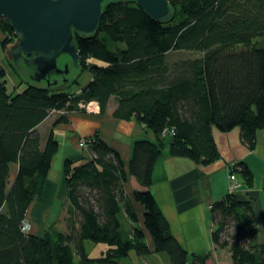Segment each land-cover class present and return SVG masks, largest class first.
Here are the masks:
<instances>
[{"label": "trees", "instance_id": "obj_1", "mask_svg": "<svg viewBox=\"0 0 264 264\" xmlns=\"http://www.w3.org/2000/svg\"><path fill=\"white\" fill-rule=\"evenodd\" d=\"M168 2L172 15L164 22L132 2L106 7L95 34L76 37L79 63L70 65V72L90 76L77 93L72 92L77 77L60 82V88L28 83L9 92L0 63V264H126L122 259L130 251L151 253L146 233L154 252L169 264H206L207 254L188 256L172 235L150 191L153 165L166 139L172 156L202 166L214 162L219 152L213 128L239 127L242 144L254 149L257 131L264 130V0ZM0 31L4 47L15 41L2 18ZM184 52L194 55L183 57ZM112 98L113 118L133 119L154 136L132 145L129 174L141 189L126 194L128 175L120 154L94 134L85 140L91 160L63 164L66 230L50 224L42 235L23 232L26 211L42 196L58 151L52 130L42 140L37 127L51 111L56 112L53 125L66 123V112L80 110L81 101H96L106 113ZM11 165L17 169L10 180ZM230 172L241 185H252L244 163H235ZM134 203L143 207L141 222ZM210 213L211 241L228 251L230 264H264V241L254 242L248 199L228 193ZM86 241L107 248L92 257Z\"/></svg>", "mask_w": 264, "mask_h": 264}, {"label": "crops", "instance_id": "obj_2", "mask_svg": "<svg viewBox=\"0 0 264 264\" xmlns=\"http://www.w3.org/2000/svg\"><path fill=\"white\" fill-rule=\"evenodd\" d=\"M89 79L90 76H88ZM111 100L106 113L71 110L66 112L68 118L66 123L53 125L56 112H52L37 127L42 140L52 130L58 142V151L51 161L43 193L51 186L53 190L51 196L55 197L57 191H60L66 197L64 161L67 159L91 160L88 144L79 146V142L94 134L120 154L128 175L125 183L126 194L131 196L135 189H141L135 178L129 174L132 145L136 140L141 139L153 141V133L133 119L113 118L111 113L116 104L113 99ZM41 125L44 126L45 134L39 130ZM212 136L219 158L205 166L196 164L186 157L172 156L168 149L169 139H166V144L153 165L150 191L167 220L172 235L188 256L207 254L206 264H230L228 251L216 249L211 241L210 208L213 203L221 200L228 193L235 194L239 199H248L254 213V242L261 244L264 241V130L257 131L256 145L252 150L242 144L239 127H234L227 132H220L213 128ZM239 162L249 168L253 175V182L251 186L241 185L239 189L230 192V168ZM14 169L13 175L17 169L16 165ZM33 201L26 211V221L28 220L31 234H35L31 226L34 227L41 209L38 205L39 201L37 203ZM53 203H58L55 198ZM134 207L141 222L143 207L139 203H134ZM122 222L127 224L125 217L122 218ZM146 243L151 250V253L146 256L153 254L160 258L161 255L154 252L148 233H146ZM220 256H225L226 259ZM132 257L144 256H136L133 251H130L128 258Z\"/></svg>", "mask_w": 264, "mask_h": 264}, {"label": "water", "instance_id": "obj_3", "mask_svg": "<svg viewBox=\"0 0 264 264\" xmlns=\"http://www.w3.org/2000/svg\"><path fill=\"white\" fill-rule=\"evenodd\" d=\"M119 1L135 3L159 22L172 15L168 0H0V18L15 35L7 57L34 82L66 83L76 72L69 73L70 65L79 63L76 37H92L106 7Z\"/></svg>", "mask_w": 264, "mask_h": 264}, {"label": "rangeland", "instance_id": "obj_4", "mask_svg": "<svg viewBox=\"0 0 264 264\" xmlns=\"http://www.w3.org/2000/svg\"><path fill=\"white\" fill-rule=\"evenodd\" d=\"M5 36L0 31V63L2 64L3 68L5 69V82L9 92H20L22 91L28 83L35 84L40 87H45L44 84L40 82H34L31 80L29 76H27L24 72H22L18 67L14 66L12 62L7 57L6 51L11 46L10 44H6L4 47L1 42L4 40ZM194 54L184 52L182 56H193ZM89 74L84 70H76L73 77L70 78L68 81L72 83L74 79L77 77L79 86L78 88L74 89L72 92L77 93L78 89H81L85 82L88 80ZM62 84H58L56 87H62ZM75 88V87H74ZM113 99V98H112ZM112 101V100H111ZM39 130L43 133L44 126L41 125ZM46 132V131H45ZM44 132V134H45ZM86 145V143H85ZM10 180L13 179L14 175V165L10 167ZM231 173V172H230ZM52 188H47V190L43 193V195L38 199H34V203L39 201L38 205L41 206L40 211L38 212V219L35 220L34 227L31 226V230L36 235H42V233L48 228L49 224L53 225L55 228L65 231V217H66V208H67V200L64 197V194L60 191H57L55 197L51 196ZM56 199L58 203H53V199ZM56 213V214H55ZM30 220H32L30 218ZM28 221V220H27ZM49 222V223H48ZM124 227H127L126 225ZM30 231V230H29ZM85 247L88 252H90V256L95 257L98 256L100 251L105 250L107 245L104 243H92L90 241L85 242ZM161 255V254H159ZM221 257V256H220ZM225 258V256L221 257ZM163 259V260H162ZM123 263L126 264H169L166 258L161 255V257L154 256L153 254L144 257H132V258H125L122 259Z\"/></svg>", "mask_w": 264, "mask_h": 264}, {"label": "built area", "instance_id": "obj_5", "mask_svg": "<svg viewBox=\"0 0 264 264\" xmlns=\"http://www.w3.org/2000/svg\"><path fill=\"white\" fill-rule=\"evenodd\" d=\"M77 106L80 110H84L90 113L99 111V106L96 101H89V102L81 101L77 104ZM52 112L55 111H51L50 113ZM85 143H86L85 140H81L79 142V146H84ZM229 179H230V192H233L241 187V182L238 180L237 176L234 173L229 174ZM21 230L23 232L29 231V224L27 222L22 223Z\"/></svg>", "mask_w": 264, "mask_h": 264}, {"label": "flooded vegetation", "instance_id": "obj_6", "mask_svg": "<svg viewBox=\"0 0 264 264\" xmlns=\"http://www.w3.org/2000/svg\"><path fill=\"white\" fill-rule=\"evenodd\" d=\"M69 73H70V71H69ZM69 73H68V74H69ZM68 74H67V75H68Z\"/></svg>", "mask_w": 264, "mask_h": 264}]
</instances>
